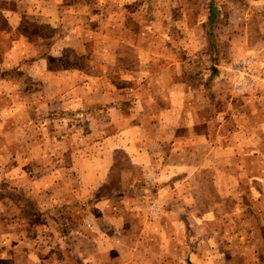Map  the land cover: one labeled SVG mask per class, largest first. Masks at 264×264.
<instances>
[{"label": "rangeland", "instance_id": "1", "mask_svg": "<svg viewBox=\"0 0 264 264\" xmlns=\"http://www.w3.org/2000/svg\"><path fill=\"white\" fill-rule=\"evenodd\" d=\"M0 12L25 13L20 23L26 34L20 43L15 31L9 33L12 20L0 18L6 29L0 127H22L16 138L37 140V154L49 152L51 142L58 145L33 171L66 168L72 152L84 150L78 141L92 146L103 138L110 104L102 95L117 94L112 101L140 115L143 107L131 90L142 86L150 97L148 111L158 95L164 98L156 103L161 113L174 103L180 124L195 127L182 143L192 148L183 147L181 155L197 165L194 184L171 185L166 195L147 189L133 193L130 204L138 205L147 231L154 232L164 204L179 206L168 218L179 221L180 234L188 235L182 244L196 251L201 264H264V0H0ZM56 32L65 46L50 54ZM58 62L68 70L63 86L48 81ZM78 81L80 89L73 90ZM36 194V203L45 202ZM60 198L71 199L65 193ZM23 213L34 222L38 212L25 208ZM76 213L77 207L56 203L42 218L61 242L52 244L54 253L66 254L73 237L88 236L91 223ZM80 220L86 232L75 230ZM52 264L67 263L58 256Z\"/></svg>", "mask_w": 264, "mask_h": 264}, {"label": "crops", "instance_id": "2", "mask_svg": "<svg viewBox=\"0 0 264 264\" xmlns=\"http://www.w3.org/2000/svg\"><path fill=\"white\" fill-rule=\"evenodd\" d=\"M18 14L19 19L15 21ZM10 15L14 17L10 18ZM23 15V12H0L1 19L12 20L9 22L12 26L9 33L15 31L20 43L26 40L20 23ZM48 22L53 25V21ZM62 36L55 33L54 41L57 43L47 47L48 53L64 48L65 44L60 40ZM5 37V27L0 28V51L3 53L6 47L1 41ZM13 46L15 51L16 46ZM117 48L118 45L112 50L113 58L116 57L114 51ZM46 56L37 58L43 60ZM37 58L33 61H39ZM1 64L4 65L3 62ZM44 69L48 70L46 67ZM52 72V75H48H51V81L48 78L52 82L50 84L63 86L68 83V70L62 62H58V67ZM4 80L5 75L1 73L0 82ZM77 85L73 90L80 89V82ZM141 88L137 86L131 90V93L135 92L132 97L143 107L140 115L133 107L125 106L117 99L112 101L111 98L117 94L108 96L106 93L100 97L103 103L110 104L108 117H104L103 123L107 131L103 138L93 140L92 146L78 141V148L84 150L72 152L66 168L49 166L38 172L33 171L36 164L50 160L54 153L50 152L51 148H58L56 142L53 145L51 142L49 152L37 154V140L16 138L17 132L23 131L22 127H0V264H52L53 258L58 256L67 264H201L194 257L196 251L188 250L182 244L183 238H188V235L180 234L179 221L174 216L168 218L171 211L181 210L179 206L170 208L164 204L162 214L153 225L155 230L152 234L147 231V225L136 208L138 205L130 204V198L137 190L160 191L166 195V187L189 186L197 178V165L191 164V156L181 155L184 148H192L182 143L195 131V127L180 124V109L176 111L174 103L172 107L168 106L166 112L162 108L161 113L156 103L164 98H158V95L150 101L153 111H148L145 103L150 97L146 98ZM5 98L0 89V100ZM9 98L16 100L15 96L10 95ZM133 100H130L131 105H134ZM159 118L162 119L160 124ZM65 144L67 142L63 141V147ZM207 144L205 141V146ZM203 159L201 157V162L205 161ZM22 162L28 164L27 170L22 169ZM115 178L118 182L112 189ZM103 188H107L109 194L103 193ZM8 192H12L13 197ZM36 193H39V197L43 196L45 202L39 200L36 203L37 199L32 196L38 195ZM63 193L71 199L60 198ZM123 197H128L129 202L122 203ZM56 203L67 209L77 207L76 215L82 221L91 223L88 236L73 237L66 254L61 250L54 253L56 251L52 244L61 242L56 241L51 222L42 220ZM25 208L38 212L34 222H30L23 213ZM82 221L74 227L81 233L86 232ZM102 226L109 232L104 233ZM197 235L198 230L194 233V236ZM204 259L206 261V257Z\"/></svg>", "mask_w": 264, "mask_h": 264}, {"label": "trees", "instance_id": "3", "mask_svg": "<svg viewBox=\"0 0 264 264\" xmlns=\"http://www.w3.org/2000/svg\"><path fill=\"white\" fill-rule=\"evenodd\" d=\"M208 16H209V13H208Z\"/></svg>", "mask_w": 264, "mask_h": 264}]
</instances>
